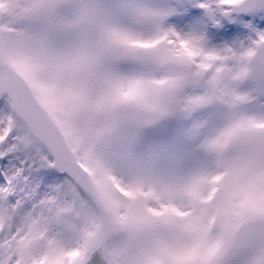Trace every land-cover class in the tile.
Here are the masks:
<instances>
[{
    "label": "snow or ice",
    "instance_id": "6c2138e0",
    "mask_svg": "<svg viewBox=\"0 0 264 264\" xmlns=\"http://www.w3.org/2000/svg\"><path fill=\"white\" fill-rule=\"evenodd\" d=\"M0 264H264V0H0Z\"/></svg>",
    "mask_w": 264,
    "mask_h": 264
}]
</instances>
